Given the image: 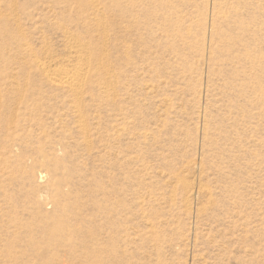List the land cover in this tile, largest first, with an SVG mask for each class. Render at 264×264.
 Masks as SVG:
<instances>
[{"label": "rangeland", "instance_id": "1", "mask_svg": "<svg viewBox=\"0 0 264 264\" xmlns=\"http://www.w3.org/2000/svg\"><path fill=\"white\" fill-rule=\"evenodd\" d=\"M0 203L2 264H264V0H0Z\"/></svg>", "mask_w": 264, "mask_h": 264}, {"label": "bare ground", "instance_id": "2", "mask_svg": "<svg viewBox=\"0 0 264 264\" xmlns=\"http://www.w3.org/2000/svg\"><path fill=\"white\" fill-rule=\"evenodd\" d=\"M80 48V47H79ZM81 49V48H80ZM77 60H76V66H77V68H76V70L74 71V72H67V73H65V72H62V71H58V73L57 74H59V75H63L64 77H63V79L61 80V81H59L58 83L59 84H57V87L59 88V89H63V90H67V88L68 89H70L71 91H73V92H75V93H79V91H80V89H81V86L79 85V84H74L76 81H79V80H82V79H84L85 77H86V75H87V72H86V70H87V67H88V65H87V61L82 57V56H78L77 58H76ZM5 201V200H4ZM3 201H1V203H2ZM7 202V201H6ZM6 202H4V203H6ZM0 203V204H1ZM8 203V202H7ZM11 203H10V201H9V205H10ZM8 205V204H7ZM57 205V204H56ZM28 206V205H27ZM58 206V205H57ZM3 207H5V206H3ZM9 207V206H8ZM39 207V206H38ZM53 207V206H52ZM72 207V206H71ZM70 207V208H71ZM11 208V207H10ZM13 208V207H12ZM19 208V207H18ZM59 208H60V206H59ZM64 208V207H63ZM66 209H67V207H65ZM73 208H75L74 206H73ZM77 208V207H76ZM6 209V208H5ZM15 209V208H14ZM14 209H12V210H14ZM29 209V208H28ZM39 209H40V207H39ZM65 209V210H66ZM0 210H2V209H0ZM17 210V209H16ZM27 209H25V211H26ZM57 210H59V209H57ZM61 210H63V209H61ZM69 210H71V209H69ZM75 210V209H74ZM79 210H80V208H79ZM78 210V211H79ZM84 210V209H83ZM82 210V211H83ZM6 211V210H5ZM4 211V212H5ZM10 211V210H9ZM18 211V210H17ZM12 212V211H11ZM14 212H15V210H14ZM27 212V211H26ZM28 212H29V210H28ZM55 212V211H54ZM64 212H66V211H64ZM72 213H74L73 212V209H72V211H71ZM80 212V215H81V211H79ZM3 213V212H2ZM6 213V212H5ZM7 213H8V211H7ZM41 213V212H40ZM61 213V212H60ZM84 213V212H83ZM13 214V213H12ZM11 213H10V217H11V215H12ZM16 214V213H15ZM42 214V213H41ZM43 214H45V213H43ZM59 213H57V215H58ZM75 214H77V213H75ZM75 214H74V216H75ZM4 215V214H3ZM45 215H47V213L45 214ZM45 215H43V216H45ZM50 216H51V214H49ZM48 215V216H49ZM53 215V214H52ZM63 215V214H62ZM7 216V215H6ZM13 216V215H12ZM18 216V215H17ZM16 216V217H17ZM20 216V215H19ZM49 216V217H50ZM56 216V215H55ZM59 216V215H58ZM82 216V215H81ZM2 217H4V216H2ZM9 217V216H8ZM10 217H9V220H10ZM39 217V216H38ZM64 217H65V215H64ZM67 217H69V216H67ZM71 217V216H70ZM79 217V216H78ZM83 217H85V216H83ZM41 218V217H40ZM43 218V217H42ZM41 218V219H42ZM45 218H46V216H45ZM45 218H44V220H45ZM52 218H54V217H52ZM76 218V217H75ZM5 219V218H4ZM12 219V218H11ZM18 219V218H17ZM46 219H48V218H46ZM79 219V218H78ZM77 219V220H78ZM13 220V219H12ZM50 220H51V218H50ZM49 219H48V221H50ZM56 220V219H55ZM60 220V219H59ZM58 220V221H59ZM61 220H63V219H61ZM66 220H67V218H66ZM76 220V221H77ZM80 220V219H79ZM90 220V219H89ZM5 221H7V219L5 220ZM20 221H22L21 220V218H20ZM46 221V220H45ZM82 221V220H81ZM10 222V221H9ZM12 222V221H11ZM15 222H16V220H15ZM68 221H66V223H67ZM8 223V222H7ZM13 223V222H12ZM18 223V222H17ZM52 223V224H51ZM63 223V222H62ZM75 223V222H74ZM0 224H4V222L3 223H0ZM15 224V223H14ZM24 224H27V223H24ZM29 224H30V222H29ZM48 224H49V222H48ZM50 224L51 225H54V223L53 222H50ZM64 224V223H63ZM70 224V223H69ZM76 224L78 225L79 224V222H76ZM84 224V223H83ZM89 224V223H88ZM7 225V224H6ZM6 225H4V226H6ZM21 225V224H20ZM32 225V224H31ZM31 225H28V226H31ZM57 225H61V224H57ZM71 225H72V221H71ZM70 225V226H71ZM85 226H86V224H84ZM1 226V225H0ZM14 226V225H13ZM19 226V225H18ZM22 226V225H21ZM49 226V225H48ZM76 226V225H75ZM74 226V227H75ZM83 226V225H82ZM10 227V226H9ZM8 227V228H9ZM12 227V226H11ZM25 227V226H24ZM23 227V228H24ZM45 227V226H44ZM49 227H51V226H49ZM54 227V226H53ZM64 227H67L66 225H64ZM73 227V228H74ZM78 227H79V225H78ZM78 227H76V228H78ZM1 229H3V227L1 226L0 227ZM26 228V227H25ZM30 228V227H29ZM46 228V227H45ZM59 228H60V226H59ZM72 227H71V229H73ZM1 229H0V231H1ZM17 229H19L18 227H17ZM53 229V228H52ZM58 229V228H57ZM4 230H6V229H4ZM12 230H14L13 228H12ZM60 230V229H59ZM64 229H62V231H63ZM78 231H80V229H77ZM3 231V230H2ZM8 231V230H7ZM69 231V230H68ZM75 231V230H74ZM82 231V230H81ZM5 232L6 231H4V234H5ZM11 232V231H10ZM64 232V231H63ZM7 233V232H6ZM12 234H13V231L11 232ZM18 233H19V231H18ZM55 233H57V232H55ZM61 233V232H60ZM73 233V232H72ZM8 235H10L9 233H7ZM47 234H51V233H47ZM59 233H57V235H58ZM2 235H3V233H2ZM56 234H55V236H57ZM67 235V234H66ZM65 235V236H66ZM73 235H74V237H76L75 235V233H73ZM77 235H78V233H77ZM6 236V235H5ZM11 236V235H10ZM13 236H14V234H13ZM16 236H17V234H16ZM49 236V235H48ZM52 236H54V235H52ZM59 236V235H58ZM64 236V235H63ZM65 236H64V238H65ZM71 236V235H70ZM69 236V237H70ZM0 237H1V234H0ZM3 237V236H2ZM1 237V238H2ZM18 237V236H17ZM50 237H51V235H50ZM62 237V236H61ZM60 237V238H61ZM4 238V237H3ZM73 238V237H72ZM78 238V237H77ZM14 239V238H13ZM12 238L10 239V240H13ZM32 239V238H31ZM49 239V238H48ZM47 239V240H48ZM51 239H52V237H51ZM57 239H59V238H57ZM79 239V238H78ZM2 240H4V239H2ZM14 240H17V239H14ZM13 240V241H14ZM19 240V239H18ZM54 240H55V238H54ZM54 240H52L53 242H54ZM62 240V239H61ZM68 240V239H67ZM69 240H70V238H69ZM68 240V241H69ZM73 240V239H72ZM5 241V240H4ZM51 241V242H52ZM58 241H60V239L58 240ZM77 240H75V242H76ZM8 242H9V240H8ZM7 242V243H8ZM12 244H13V242L12 241H10ZM9 242V244L10 245H12L11 243ZM31 242V241H30ZM34 242V244L36 243V241H33ZM49 242V241H48ZM52 242V243H53ZM64 243H65V241H63ZM67 242V241H66ZM73 242H74V240H73ZM73 242H72V244H73ZM78 242V241H77ZM77 242L75 243V244H77ZM3 243V242H2ZM55 243H57L56 241H55ZM54 243V244H55ZM59 243V242H58ZM57 243V244H58ZM64 243H62V241H61V244H62V246L64 245ZM68 243V242H67ZM66 243V244H67ZM4 244V243H3ZM2 244V245H3ZM6 244V243H5ZM1 245V248L3 247ZM14 245V244H13ZM36 245V244H35ZM68 245H70V242H69V244ZM52 246H54V245H52ZM58 247H60L59 245H57ZM70 246H72V245H70ZM70 246H68V247H70ZM9 247V246H8ZM35 247V246H34ZM49 247H51L50 245H49ZM66 247V246H65ZM74 247H76V245L74 246ZM10 248V247H9ZM13 247H11V249H12ZM37 248H39L38 246H37ZM52 248V247H51ZM71 248V247H70ZM3 249H5V248H3ZM7 249V248H6ZM14 249V248H13ZM12 249V250H13ZM56 249V248H55ZM63 249V248H62ZM72 249H75V248H72ZM2 250V249H1ZM34 250H36V249H34ZM38 250V249H37ZM68 250H69V248H68ZM71 250V249H70ZM5 251V250H4ZM9 251V250H8ZM75 251V250H74ZM1 252V251H0ZM69 252V251H68ZM71 252V251H70ZM69 252V253H70ZM2 253V252H1ZM5 253H6V251H5ZM72 253V252H71ZM75 253V252H74ZM10 254V253H9ZM7 256V255H6ZM6 256H4L5 258H6ZM10 256H12V254L10 255ZM58 256V255H57ZM72 256H73V254H72ZM71 256V257H72ZM74 256H75V254H74ZM78 256V255H77ZM1 257V256H0ZM2 258V257H1ZM74 258V257H73ZM9 259H10V257H9ZM59 259V258H58ZM57 259V260H58ZM68 259V258H67ZM2 261H3V259H2ZM2 261H0L1 263L0 264H2ZM7 261H9L8 259L6 260V262ZM64 262H65V260H64ZM73 262V261H72ZM4 263V262H3ZM10 263V262H9ZM61 263H63L62 262V259H61ZM70 263V262H69ZM5 264V263H4Z\"/></svg>", "mask_w": 264, "mask_h": 264}]
</instances>
